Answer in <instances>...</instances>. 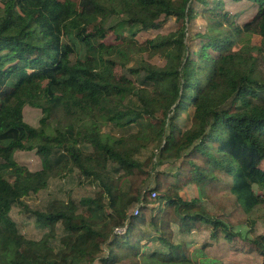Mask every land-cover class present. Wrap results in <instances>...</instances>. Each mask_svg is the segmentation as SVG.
I'll return each mask as SVG.
<instances>
[{"label": "trees", "instance_id": "trees-1", "mask_svg": "<svg viewBox=\"0 0 264 264\" xmlns=\"http://www.w3.org/2000/svg\"><path fill=\"white\" fill-rule=\"evenodd\" d=\"M247 1L257 7L251 20L237 25L227 12L209 15L191 46L185 27L195 15L192 0H0V264H232L207 254L220 237L248 242L264 264V235L248 238L234 230L230 212L180 195L187 183L220 185L246 214L264 201L253 190L264 191V72L257 56L264 53V0ZM221 5L216 0L209 12ZM167 17L176 30L136 38ZM109 32L113 43L103 40ZM253 33L258 46L250 45ZM64 35L82 44V56ZM142 53L163 64L135 61ZM28 103L41 109L38 127L23 119ZM63 108L86 112L95 129H138L101 133L88 146L72 124L48 131L47 119ZM20 150H34L40 168L17 162ZM161 162L169 166L155 169ZM74 170L98 186L92 195L52 199L43 210L21 204ZM139 173L153 187H135ZM14 204L46 228L39 238L20 232L10 215ZM202 229L209 240L187 238Z\"/></svg>", "mask_w": 264, "mask_h": 264}, {"label": "rangeland", "instance_id": "rangeland-1", "mask_svg": "<svg viewBox=\"0 0 264 264\" xmlns=\"http://www.w3.org/2000/svg\"><path fill=\"white\" fill-rule=\"evenodd\" d=\"M216 0H206L205 3L197 2L192 0L193 10L195 12L194 17L186 24V43L193 46V44L198 43V38L194 36V33H204L207 24L210 22L207 17L209 15L215 14L220 18V13L227 12L231 16L229 18L233 20V24L241 25L242 23L251 20L256 12V5L249 3L247 0H221L222 5L212 12L211 6ZM226 22V23H225ZM223 27L228 28V21L223 20ZM177 23L174 21L173 17H167L163 21V24L157 29H150L146 31H141L136 38L139 41H143L148 38H152L157 34H164L176 30ZM205 34V33H204ZM107 43L115 42L114 36L111 32L107 33L106 37L103 39ZM260 36L253 33L250 38V45L258 46L260 44ZM62 41L66 43H73L76 49V55L82 56L84 49L81 43L76 41L73 37L69 35H64ZM258 56V68L261 72H264V53ZM139 59H147L149 62L155 65H162L163 59L159 56L148 57L146 53H142L136 56L135 61ZM135 62L132 61L127 66L134 65ZM124 68L116 67L115 72L117 74L123 73ZM264 97V95H263ZM42 117L41 109L34 104H25L23 108V119L28 124L38 127L40 125V118ZM48 131L54 132L57 130H62L67 124L74 125V130L81 131L83 136L84 144L90 146L93 140L100 137L101 133H110L115 136L126 134L127 131L135 132L138 129L137 125H133L131 130L118 129L112 126L102 125L101 129H95L90 122L88 114L82 112L77 108L72 109H60L59 111H53L51 116L47 119ZM180 126L186 128L189 126V120L185 115H182ZM85 145V146H86ZM156 144L149 146L144 149L139 155L140 160H146L152 152H155ZM14 159L23 164L30 170H37L40 168V159L36 155L34 150L25 151L20 150L14 152ZM157 160V156L153 158ZM167 162L158 163L154 168L157 170H165L168 167ZM264 169V162L261 164ZM145 170H149L150 166L144 167ZM134 183L135 187L142 185L144 189H149L153 187V182L144 183L145 177L143 174H135ZM152 178V175L147 177V179ZM95 183H91L88 180L79 177L77 171L67 173H60L52 177L46 188L40 190L37 194L24 197L22 199V205L27 206L29 209L43 210V207L47 202L52 199L68 200L76 199L79 197L92 195L97 189ZM123 189L128 188L127 182L123 183L121 186ZM253 190L260 194L264 198V191L259 187L254 186ZM180 195L185 200H190L193 197H199V200L204 205V207L211 212L215 209H224L226 212H230V220L234 225V230L241 232V234L246 235L248 238H253L258 235H264V201L256 206H254L250 213L242 212L237 206L234 205L233 197L228 193L226 188L218 186L207 187L204 189L198 186L187 183L180 189ZM152 194H149L147 198H152ZM156 197V195H155ZM21 204H14L11 209V218L16 223L18 229L22 234L28 238H39L46 228H41L37 226L32 217H29L21 210ZM163 206V205H162ZM217 211V210H216ZM60 226L57 227V232H59ZM189 240H195L197 242H203L209 240L207 230H195ZM185 239H187L184 236ZM238 238V237H237ZM231 243L225 242L221 237L219 242L212 243V246L207 249V254L212 257L219 258L224 263L232 264H260V256L253 249V246L246 241H242L239 238ZM213 242V241H212ZM96 264V263H93Z\"/></svg>", "mask_w": 264, "mask_h": 264}]
</instances>
